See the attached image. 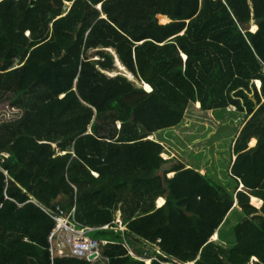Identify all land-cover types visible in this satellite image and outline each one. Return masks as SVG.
I'll use <instances>...</instances> for the list:
<instances>
[{
    "label": "trees",
    "instance_id": "16d2710c",
    "mask_svg": "<svg viewBox=\"0 0 264 264\" xmlns=\"http://www.w3.org/2000/svg\"><path fill=\"white\" fill-rule=\"evenodd\" d=\"M10 107L0 264H51L43 208L75 209L110 264H264V0H0ZM215 133L234 136L231 192L192 164ZM167 150L183 159L166 167ZM240 208L232 245L218 243Z\"/></svg>",
    "mask_w": 264,
    "mask_h": 264
},
{
    "label": "built area",
    "instance_id": "2783aa9c",
    "mask_svg": "<svg viewBox=\"0 0 264 264\" xmlns=\"http://www.w3.org/2000/svg\"><path fill=\"white\" fill-rule=\"evenodd\" d=\"M259 90L262 89V83L259 84L257 80ZM229 110H236L235 107H229ZM5 174L9 172L0 166V172ZM44 212L55 221V226L52 229L49 237V253L51 258V264H54V260L57 258H77L94 262V264H110V259L103 254L102 247L107 242L99 241L89 236V233L93 231V228L83 227L75 220V209L67 213L65 210L58 208L54 211L43 208ZM115 224L119 226L121 231H126V227L123 225L121 219L116 221ZM104 229L110 228V226L103 227ZM129 249L131 247L127 245ZM92 257V258H91ZM153 260L161 261L162 264H166L165 261L160 260L159 257L150 258ZM146 259H144L145 261Z\"/></svg>",
    "mask_w": 264,
    "mask_h": 264
},
{
    "label": "rangeland",
    "instance_id": "374dc122",
    "mask_svg": "<svg viewBox=\"0 0 264 264\" xmlns=\"http://www.w3.org/2000/svg\"><path fill=\"white\" fill-rule=\"evenodd\" d=\"M255 26L253 25L252 31L255 29L254 28ZM117 72L119 74H125V75H127V72L121 71L119 69V65L117 66ZM115 75H116V73H113L111 76H115ZM134 80H135V78H134ZM143 89H144V87H143ZM147 92H152V91H147ZM195 110H196V108H192L190 111H193L194 112ZM20 113H21V111L18 108H11V107L7 111L1 112L0 113V130H1V127H2V125L4 123H8V122H11V121L16 120L20 116ZM218 116L220 117L221 121H223L225 123L234 121L232 118L237 119L235 117V115L229 114L227 112H224V113L218 112ZM244 117H245V115H244ZM244 117H243V123H245ZM221 126H222V131L223 130H228V128H229V126H227V125L224 126L223 123H221ZM230 128H231L230 130L232 131V129L234 128V126H231ZM223 137H227L226 143L224 142ZM233 137H234L233 135L222 136V135H219V134H216V133L213 134V135H211L210 138H209V140H208L209 142H208V144H207V146L205 148V151L202 150L201 153L199 152V155H197V157L195 156L196 158H194V160L192 159L193 160L192 161V164L195 165V166H197L201 172H203V173H205V172L206 173H209L210 176L213 177V179H215L218 182H221L222 184L226 185L230 192H231V189H230L231 186L229 187V185H228L229 184L228 169H229L230 164H231V161H232V149H231L232 141L231 140L233 139ZM210 140H211V143H210ZM220 143H224L226 145H222ZM256 144L257 143L254 144V141L252 142V145H256ZM220 152H223L222 157L219 156ZM166 154H167V157H165V158L171 160L169 162V164L166 165V167H169V166L175 164L174 163V160L176 158L183 159V157L181 158L180 154H175L173 152H170L169 150H167ZM162 199H165V198H162ZM258 200H256V201L259 203ZM165 201H166V199H165ZM261 204L262 203H259L258 205H261ZM120 218L121 217H120V214H119L118 220ZM235 219H236V217H234V218L231 217L230 218V221L228 223L229 228L222 229V230H225V234L223 235V239L224 240L222 239L223 241H217L218 243H222L223 245H226V246L232 245L231 242L234 241L233 229L238 224H241L240 222H243L244 221V218H242V216H240V218H238L240 220H237L236 219L237 220L236 221ZM142 259H147V258L146 257H142Z\"/></svg>",
    "mask_w": 264,
    "mask_h": 264
},
{
    "label": "crops",
    "instance_id": "0c3cea01",
    "mask_svg": "<svg viewBox=\"0 0 264 264\" xmlns=\"http://www.w3.org/2000/svg\"><path fill=\"white\" fill-rule=\"evenodd\" d=\"M67 3H69V2H67ZM67 3H66V5H67ZM72 6H73V3H69V6H68L67 8L65 7V11H70L71 8H72ZM99 6H100V5H99ZM97 8H98V7H97ZM165 22H166V21H164L163 23H165ZM254 26H255V25H254ZM256 26H257V25H256ZM258 29H259V27H258ZM258 29H257V30H258ZM257 30H256V31H253V32H257ZM113 54H114V53H113ZM259 84H261V82H259ZM145 86H146V85H144V89H145ZM152 91H153V90H152ZM253 139H254V138H253ZM253 141H254V144H255V143L258 142V139L256 138V139H254ZM251 146H255V145H251ZM165 153H166V152H165ZM233 159H235V156L233 157ZM0 166H1V165H0ZM3 168H4V167H3ZM172 176H174V173L171 174V177H172ZM228 185H229V187L231 186V185H230V182H229ZM242 187H243V185H241V188H242ZM160 200H161V198H160ZM160 200H158V202H159ZM259 200H260V199H259ZM256 202H257V201H256ZM257 203H258V202H257ZM258 204H259V203H258ZM262 204H263V201H262ZM262 204H261V205H262ZM157 205H158V207H162V206L159 205V203H157ZM261 205H259V206H261ZM163 206H164V205H163ZM235 206H237V204H235ZM237 207H238V206H237ZM241 211H242V209L240 208V214H236V217H240V216L242 215V214H241V213H242ZM119 214H120V217H121L120 219L122 220V213L119 212ZM242 218H243V215H242ZM240 223H242V222H240ZM143 260H144V259H143ZM254 260H257V258H254ZM148 261H150V264H152V259H149V258H147V259L145 260V264H147ZM193 264H195V262H193Z\"/></svg>",
    "mask_w": 264,
    "mask_h": 264
},
{
    "label": "bare ground",
    "instance_id": "6f19581e",
    "mask_svg": "<svg viewBox=\"0 0 264 264\" xmlns=\"http://www.w3.org/2000/svg\"><path fill=\"white\" fill-rule=\"evenodd\" d=\"M254 28H255V29H254L253 31H256V30L258 29V26H255ZM116 64H117V62H116ZM117 66H118V64H117ZM131 75H132V74H131ZM112 77H113V76H112ZM259 82H260V81H259ZM146 90H147V91H152V87L146 86ZM164 156L167 157V154L164 153ZM258 201H259V203H262L261 200H258ZM165 203H166L165 199H161V200L159 201V205H160V206H163ZM147 264H150V261H148Z\"/></svg>",
    "mask_w": 264,
    "mask_h": 264
},
{
    "label": "water",
    "instance_id": "95a60500",
    "mask_svg": "<svg viewBox=\"0 0 264 264\" xmlns=\"http://www.w3.org/2000/svg\"><path fill=\"white\" fill-rule=\"evenodd\" d=\"M68 6H69V3H67V5H66L65 7L67 8ZM98 9L101 10V5L98 6ZM102 17H103V18H106V16H104V15H103ZM127 72H128V70H127ZM130 74H131V73H130ZM126 76H127V75H126ZM142 87H144V85H143ZM144 90H145V89H144ZM145 91H146V90H145ZM253 101L256 102L255 99H253ZM91 258H92V257H91Z\"/></svg>",
    "mask_w": 264,
    "mask_h": 264
},
{
    "label": "clouds",
    "instance_id": "9594fccd",
    "mask_svg": "<svg viewBox=\"0 0 264 264\" xmlns=\"http://www.w3.org/2000/svg\"><path fill=\"white\" fill-rule=\"evenodd\" d=\"M259 81V80H258ZM261 82V81H260ZM262 83V82H261ZM170 176H171V174H170Z\"/></svg>",
    "mask_w": 264,
    "mask_h": 264
}]
</instances>
